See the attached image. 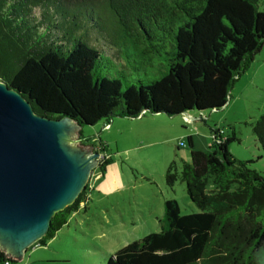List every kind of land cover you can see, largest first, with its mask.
<instances>
[{
  "label": "trees",
  "instance_id": "obj_1",
  "mask_svg": "<svg viewBox=\"0 0 264 264\" xmlns=\"http://www.w3.org/2000/svg\"><path fill=\"white\" fill-rule=\"evenodd\" d=\"M260 1L0 0V80L21 92L35 113L68 116L82 128L145 112L168 117L197 112L196 121L205 123L204 111L226 106L264 45ZM91 4H107L116 18L111 54L127 59L162 54L165 74L125 87L117 77L100 75L101 49L76 39L67 48L70 23L85 17ZM209 129L211 150L193 149L182 171L174 161L166 171L167 186L183 181L200 211L186 214L177 199L165 200L162 229L126 244L106 264H264V175L230 152L235 134L224 131L218 143L221 128ZM253 132L264 152V114ZM96 148L109 155L97 168L104 174L112 157L106 144ZM88 192L89 183L73 205L54 215L36 244L56 238ZM7 259L17 262L0 251V264Z\"/></svg>",
  "mask_w": 264,
  "mask_h": 264
},
{
  "label": "rangeland",
  "instance_id": "obj_2",
  "mask_svg": "<svg viewBox=\"0 0 264 264\" xmlns=\"http://www.w3.org/2000/svg\"><path fill=\"white\" fill-rule=\"evenodd\" d=\"M89 6L85 17L70 23L73 24V33L69 36L72 42H66L67 48L76 39L101 49L104 58L98 66L100 75L117 77L125 87L131 83L139 85L141 81L150 83L165 74L168 67L162 54L139 53L128 59L122 53L120 57L111 54L110 48L118 38L116 18L107 4ZM259 6L264 11V0ZM262 114L264 45L251 67L232 87L226 106L204 111L208 125L204 121L195 123L185 114L168 117L148 112L136 119L115 117L120 122L111 130H102L105 121L94 126L84 125L82 135L88 138L86 143L99 147L102 142L108 153H112L114 161L106 169L115 177L121 176L124 187L108 198L101 200L94 193L84 205L81 202L79 210L56 238L47 241L46 247L35 244L29 248L28 256L37 248L31 263L39 257L33 264H106L108 256H114L126 244L162 229L161 221L151 215L150 208L154 200L158 201L155 208L160 218L164 213L161 205L164 195L175 197L183 213L200 211L190 201L183 181L179 179L174 187L167 186L166 171L172 161L176 162L178 172L182 171L184 163L191 161L193 149L211 150L213 139L209 128L214 125L227 135L235 134L237 140L229 144L230 152L239 160L251 162L248 167L264 175V152L253 132ZM141 120H144L142 125L137 122ZM188 132L194 136L196 147L190 146ZM183 140L180 147L179 142ZM97 173L103 175L100 169ZM129 175L130 181L126 177ZM29 258L18 264H26Z\"/></svg>",
  "mask_w": 264,
  "mask_h": 264
},
{
  "label": "water",
  "instance_id": "obj_3",
  "mask_svg": "<svg viewBox=\"0 0 264 264\" xmlns=\"http://www.w3.org/2000/svg\"><path fill=\"white\" fill-rule=\"evenodd\" d=\"M184 114V113H183ZM71 117L46 118L0 80V250L21 261L86 189L99 152Z\"/></svg>",
  "mask_w": 264,
  "mask_h": 264
},
{
  "label": "crops",
  "instance_id": "obj_4",
  "mask_svg": "<svg viewBox=\"0 0 264 264\" xmlns=\"http://www.w3.org/2000/svg\"><path fill=\"white\" fill-rule=\"evenodd\" d=\"M190 114L192 117H197V112H194V113H188ZM179 116V115H178ZM120 122V121H119ZM117 119H113L112 122H111V125L109 127L108 130H111L116 124L119 123ZM139 124L142 125V123L144 122V120H141V121H137ZM197 122V121H196ZM195 122V123H196ZM205 124H207V121L205 122ZM208 125V124H207ZM139 126V125H137ZM215 126V125H214ZM102 130H105L104 129V125L102 127ZM186 135L188 136V138H192V146L193 147H196V140L194 139V136L191 134V133H186ZM190 141V140H189ZM183 141L179 142V146H183L181 145V143H183ZM202 150V149H201ZM111 157H112V162L114 161L113 159V156H112V153H111ZM108 168V167H107ZM107 170V169H106ZM105 170V173L101 176L100 174H93L92 178H91V181L89 182V192H88V197H86V199L84 198L83 202H82V205H84L88 200H89V197L93 196L94 193H96V195L100 196V199L102 200L103 198H108L109 195H113L117 192H119L120 190L123 189L124 187V182L122 181L121 179V176L119 175H113V174H110L108 172V170L106 171ZM124 177V176H123ZM127 178H129V181H130V175L129 176H126ZM94 178V180H93ZM97 180V182H95ZM111 195V196H112ZM169 198H172V199H176L175 197H172V196H169L167 197L166 195H164L162 201H161V205L163 204V214H161V217L159 218L156 214H157V210H156V206L159 204L158 201H155L152 203V206L150 208V212H151V215L155 216V218H157L159 221H161V224H162V227H163V221H164V214H165V207H164V203H165V200L169 199ZM81 205V206H82ZM80 206V207H81ZM143 212V211H142ZM46 247V246H44ZM29 250V249H28ZM28 250L27 252L24 254V257L23 259H27V257L29 258V261L27 260V263L26 264H33L34 262H36L35 260H38L39 257H37L32 263L30 260H32L34 258V254L37 252V248L36 249H32V252H30L28 256ZM22 259V260H23ZM18 261L15 263V264H18Z\"/></svg>",
  "mask_w": 264,
  "mask_h": 264
},
{
  "label": "built area",
  "instance_id": "obj_5",
  "mask_svg": "<svg viewBox=\"0 0 264 264\" xmlns=\"http://www.w3.org/2000/svg\"><path fill=\"white\" fill-rule=\"evenodd\" d=\"M188 118H190V120H192L193 122H195L198 118L197 117H192L190 114H188V113H184ZM142 115H140L139 116V118L141 117ZM110 125L111 124H107V125H105L104 126V129H109V127H110ZM225 135V132H224V130L223 129H219L218 130V135H217V142L218 143H221V136L223 137ZM181 145H183V143H181ZM94 151L95 152H99L100 154L98 155V161H99V166H100V164L102 165L103 163H104V161L106 160V159H108L109 158V155L107 154V153H101L100 151H99V149H97L96 147L94 148ZM99 166L97 167V168H99ZM97 168H95V170L93 171V174L95 173V171H96V169ZM93 174H92V176H93ZM92 178V177H91ZM38 245V244H37ZM0 251H2V250H0ZM4 252V251H3ZM5 253V252H4ZM5 254H7V253H5ZM4 264H10V260L9 259H7L6 261H5V263Z\"/></svg>",
  "mask_w": 264,
  "mask_h": 264
},
{
  "label": "flooded vegetation",
  "instance_id": "obj_6",
  "mask_svg": "<svg viewBox=\"0 0 264 264\" xmlns=\"http://www.w3.org/2000/svg\"><path fill=\"white\" fill-rule=\"evenodd\" d=\"M81 145H88L87 143H86V141H82L81 143H80Z\"/></svg>",
  "mask_w": 264,
  "mask_h": 264
}]
</instances>
